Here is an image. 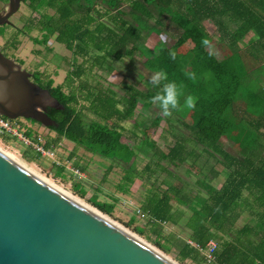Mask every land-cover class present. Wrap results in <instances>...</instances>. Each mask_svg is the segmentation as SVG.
<instances>
[{
	"label": "trees",
	"instance_id": "obj_1",
	"mask_svg": "<svg viewBox=\"0 0 264 264\" xmlns=\"http://www.w3.org/2000/svg\"><path fill=\"white\" fill-rule=\"evenodd\" d=\"M22 2L33 12L40 13L38 21H29L28 31L38 27L43 39L32 37L31 40L47 44L55 37L74 59L64 84L55 86L52 77L39 70L33 73L34 82L48 88L64 106L62 110H48L58 126L49 127L57 137L47 141L46 148H54L65 138L114 160L125 170L122 187L130 188L137 179L149 185L141 210L152 224L162 229L168 223L179 225L183 220L181 230L189 239L177 255L180 260L202 257L209 263L201 249H207L218 234H223L227 239L220 246L216 244V259L210 264H264V155L255 151L262 145L260 135L264 136V86L261 85L260 90L249 86L250 79L256 80L264 73V0ZM96 8H104V14L95 15ZM164 15H169L183 34H187L183 45L191 44L188 50H172L159 61L156 54L150 57L154 53L147 48L142 51L147 54L146 69L154 74L163 71L166 78L148 82L145 90L123 81V93L103 78H98L95 84L82 79L86 70L83 63L79 65L78 57L89 56L92 49L98 53L91 57L93 65L100 69L112 61H123L126 56L135 61L137 43L144 31L150 29L145 21L154 19L164 26ZM106 16L111 17L110 24L102 21ZM205 21L215 25L220 40L226 42L231 51L222 59L209 52L208 37L200 35L199 25ZM3 34L1 28L0 35ZM246 58L260 64L249 69ZM168 81L183 86L181 107L164 116L159 102L154 103L151 98L162 93ZM189 95L194 99L191 109L183 106L184 97ZM140 104L142 115L151 107L157 110L153 127L167 119L174 137L167 152L150 138L146 128L142 130L141 139L124 140L122 123L131 119ZM240 107L243 113L254 115L247 116L243 124L227 116ZM89 114L98 119H91ZM23 135L33 142L39 140L30 129ZM133 135L137 136L135 132ZM227 140L241 143L240 150L233 153L227 147ZM24 156L29 162L42 157L32 147ZM140 156L147 159L142 169H138L137 163ZM63 170L59 168L56 174L62 175ZM192 176L196 177L195 182L190 180ZM94 203L107 214L113 212L111 205ZM254 205L259 210L255 211ZM250 206L253 207L251 213L258 217V224H246L233 235L242 210L244 214V207ZM136 229L144 234L143 229ZM153 241L164 252L172 253L166 236L160 234Z\"/></svg>",
	"mask_w": 264,
	"mask_h": 264
},
{
	"label": "rangeland",
	"instance_id": "obj_2",
	"mask_svg": "<svg viewBox=\"0 0 264 264\" xmlns=\"http://www.w3.org/2000/svg\"><path fill=\"white\" fill-rule=\"evenodd\" d=\"M7 2L0 0V9L6 7ZM124 9L127 10L128 8ZM48 11L50 14L53 13L51 10ZM97 12L104 14L105 9L96 8L94 14L98 15ZM39 18L40 13L33 12L27 4L22 3L19 11L10 18L11 24L0 26V30L1 28L4 30V34L0 35V48L2 52L21 64L27 71L34 73L39 70L45 76L52 77L55 86L64 84L68 72L73 68L72 63L74 59H72V53L64 45L57 42L55 37L48 40L47 44H36L31 40L32 37L39 40L43 39V32L38 27L31 29V32L28 31V25L29 27L31 26V22L29 21L31 19L38 21ZM162 18L164 26L157 24L154 19L145 21L146 26L150 27V29L149 32L144 31L141 41L137 43L139 50L135 53V61L126 56L123 61H112L100 69L101 67L98 65H93L91 57H94L98 53L92 49H90L89 56L78 57L79 65L83 63L86 70L82 79L95 84L98 78H103L106 83L115 85L121 93H123V81L136 84L138 88L145 90L148 82L152 81L151 77L154 73L144 66L147 54L142 51L147 48L148 51L154 53L150 57L158 55L160 58L157 61H159L166 53L172 50L186 51L191 47L190 43L183 45V40L187 34H183V30L171 21L170 16L164 15ZM102 21L110 24L112 19L110 16H106ZM199 28L201 29L200 35L208 37L209 43L207 49L211 54L215 55L218 59H222L231 53L227 43L220 40L219 32L211 21L201 23ZM22 29L25 30L23 31L24 33H21ZM245 62L249 69H253V67L260 64V62H253L249 58H246ZM42 80L45 82V79L42 78ZM261 85L264 86V73L260 74L256 80L250 79L249 86L251 89L260 90L262 89ZM240 105L243 107V103H240ZM120 108L123 109L124 105H121ZM240 109L242 112H240ZM139 112H141V104L131 119L122 123L125 128L123 130L124 140L128 141L135 137L137 140L141 139L143 136L142 130L146 128L150 138L156 141L162 150L167 152L168 148L174 143V137L168 129L167 119L164 118L158 126L153 127L152 121L157 114V110L151 107L143 115ZM227 116L229 119L239 121L240 124H243V120L247 116L254 117L250 113H243V108L241 107L238 110L230 112ZM89 117L91 119H98L92 114H89ZM11 124L22 135L26 130L30 129L33 137L38 136L39 139L42 138L45 141L53 140L57 137V133L54 130L44 127L31 119L18 118L11 120ZM237 130L238 128H236L235 132ZM133 132L137 136L133 135ZM22 135H15V133L8 136L4 135L5 137L0 135V149L37 174L55 183L79 201L98 210L107 218L137 235L157 250L163 252L177 264H210L206 263L202 257L198 259L190 257L184 261L177 257L181 253L186 240L189 239L181 230V228H184L183 220L179 221V225L168 223L162 226V229L153 225L141 210L142 202L145 199V191L149 189V185L146 186L137 179L130 188L128 185L122 187L125 170L118 166L114 160L100 156L64 138L54 147L55 155L52 158L42 156L34 162H29L25 159L24 154L32 146L22 140ZM15 137L17 138L15 139ZM27 140L32 142L29 138ZM259 141L262 145H259L255 151L264 155V136L260 135ZM226 144L233 153H236L241 148V143L227 140ZM142 156H140L141 159L139 158L137 162L138 169H142L143 165L147 162V159ZM59 168L64 169L62 175L56 174ZM190 180L195 182L196 177L192 176ZM95 201L103 204V206H113V212L107 214L95 205ZM252 206L249 208L244 207V214L242 210L241 217L233 227V235L246 224H252L253 226L258 224L257 215L251 213L253 211ZM254 210H259V207L254 205ZM136 228L143 229L144 234L138 233ZM158 230L160 232H157ZM160 234L170 240L169 245L171 246L172 253L164 252L153 241ZM225 239H227L225 235L218 234L217 238L212 242L220 246V244L224 243ZM191 244L196 246L192 241ZM203 254L205 255L204 252Z\"/></svg>",
	"mask_w": 264,
	"mask_h": 264
},
{
	"label": "water",
	"instance_id": "obj_3",
	"mask_svg": "<svg viewBox=\"0 0 264 264\" xmlns=\"http://www.w3.org/2000/svg\"><path fill=\"white\" fill-rule=\"evenodd\" d=\"M22 0H8L0 26ZM64 106L0 48V116L58 126ZM0 264H177L105 215L81 204L0 150Z\"/></svg>",
	"mask_w": 264,
	"mask_h": 264
},
{
	"label": "clouds",
	"instance_id": "obj_4",
	"mask_svg": "<svg viewBox=\"0 0 264 264\" xmlns=\"http://www.w3.org/2000/svg\"><path fill=\"white\" fill-rule=\"evenodd\" d=\"M206 44L207 41L205 40ZM174 56V53L172 54ZM166 78L163 71H158L152 75L151 80L153 82H159V80ZM182 85H178L175 81H168L163 85L162 93H157L151 99L152 102H159L161 112L164 116L171 115L173 110H178L181 107L180 99L182 96ZM183 106L191 109L194 107V99L191 95L184 97Z\"/></svg>",
	"mask_w": 264,
	"mask_h": 264
},
{
	"label": "built area",
	"instance_id": "obj_5",
	"mask_svg": "<svg viewBox=\"0 0 264 264\" xmlns=\"http://www.w3.org/2000/svg\"><path fill=\"white\" fill-rule=\"evenodd\" d=\"M22 135L20 134L15 128H13V125L11 124L10 119H5L3 116H0V135ZM22 140L27 142L29 145L32 146V148L39 153L41 156L52 158L55 155V149L54 148H46L47 141L40 138L37 142H30L27 140V137L22 135ZM217 245L214 242H211L208 245V248L205 250L201 249L202 252L205 253V256L209 263L215 261V249Z\"/></svg>",
	"mask_w": 264,
	"mask_h": 264
},
{
	"label": "bare ground",
	"instance_id": "obj_6",
	"mask_svg": "<svg viewBox=\"0 0 264 264\" xmlns=\"http://www.w3.org/2000/svg\"><path fill=\"white\" fill-rule=\"evenodd\" d=\"M0 150H1V149H0ZM2 151H3V150H2ZM8 155H9V154H8ZM9 156H11V155H9ZM11 157H12L14 160H16L13 156H11ZM16 161H17V160H16ZM18 162H19V161H18ZM19 163H20V162H19ZM20 164H21V163H20ZM22 165L25 166L28 170H30V171L33 172L34 174H36L37 176H39L40 178H42V179H43L44 181H46L47 183L51 184V185L54 186L55 188H57V189H59L60 191L64 192L65 194L71 196V198L77 200V201L80 202L81 204H83V205L89 207L90 209H93V210L99 212L98 210H96V209H94V208L88 206L87 204H85V203L79 201L78 199H76V198H75L74 196H72L71 194H69V193H67L66 191L62 190V189H61L60 187H58L55 183H53V182H51L50 180H48V179L42 177L41 175L37 174L36 172H34V171L31 170L30 168H28L26 165H24V164H22ZM99 213H101V212H99ZM101 214H102V213H101ZM132 234H133V233H132ZM135 236H136V235H135ZM205 249H206V248H205Z\"/></svg>",
	"mask_w": 264,
	"mask_h": 264
},
{
	"label": "flooded vegetation",
	"instance_id": "obj_7",
	"mask_svg": "<svg viewBox=\"0 0 264 264\" xmlns=\"http://www.w3.org/2000/svg\"><path fill=\"white\" fill-rule=\"evenodd\" d=\"M6 6H7V5H6ZM5 9H6V7H4V8H1V9H0V11H2V10H5Z\"/></svg>",
	"mask_w": 264,
	"mask_h": 264
}]
</instances>
